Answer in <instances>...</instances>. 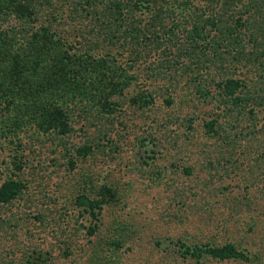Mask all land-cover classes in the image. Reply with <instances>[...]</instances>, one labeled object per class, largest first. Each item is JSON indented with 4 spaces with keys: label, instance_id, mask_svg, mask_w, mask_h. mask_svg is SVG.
<instances>
[{
    "label": "rangeland",
    "instance_id": "obj_1",
    "mask_svg": "<svg viewBox=\"0 0 264 264\" xmlns=\"http://www.w3.org/2000/svg\"><path fill=\"white\" fill-rule=\"evenodd\" d=\"M188 1L191 8L175 7L184 23V16L202 23L211 16L225 21L219 26L226 29L242 18L254 24L242 28L246 41L255 23H261L252 16L249 0ZM62 2H52L58 32L82 48L94 40L96 53L116 49L115 32L112 42L104 40L103 26L88 34L93 23L73 20L74 0ZM149 15L145 11L142 20ZM205 32L208 39L221 36L210 25ZM181 36L186 39L187 34ZM159 56L153 52L144 61L154 65ZM182 59L191 65L187 57ZM244 61H237L241 67L236 77L248 82L245 95L257 85L259 68ZM145 76L142 72L136 84L146 82L157 90L165 84L161 77ZM192 90L179 87L172 95L164 93L173 96L172 105L159 96L150 107L123 105L104 118L86 117L77 107L73 130L63 140L32 136L30 129L28 135L20 134L19 147L0 136V186L10 177L25 183L13 201H0V264H264V132L259 130L264 106L254 111L247 107L236 118L224 105L199 101ZM213 117L227 133L234 134L236 126L243 131L235 147L226 140L230 135L207 132L204 119ZM189 118L196 119L192 129L184 121ZM86 144L92 150L84 156L78 149ZM16 157L23 167L19 171ZM107 187L117 192L114 201L106 195ZM81 193L105 200L97 216L78 204ZM91 227H97L94 233ZM207 242H232L248 258L197 261L182 254V243Z\"/></svg>",
    "mask_w": 264,
    "mask_h": 264
},
{
    "label": "trees",
    "instance_id": "obj_2",
    "mask_svg": "<svg viewBox=\"0 0 264 264\" xmlns=\"http://www.w3.org/2000/svg\"><path fill=\"white\" fill-rule=\"evenodd\" d=\"M52 2L0 0V136L11 144L17 142L21 147L20 134L28 135L30 129L32 136L45 134L63 140L73 130L72 112L80 106L86 117L104 118L123 105L150 107L159 96H163L166 105H172L175 99L164 93L172 95L179 87L188 91L193 88L191 93L199 101L224 105L226 112L236 118L247 107L254 111L255 106H264V0L248 2L252 16H259L261 23H255L257 28L250 32L247 41L242 28L254 24L244 23L242 18L235 20L238 23L233 28L227 26L226 29L219 26L225 21H216L211 16L203 19V23L188 21L184 16L185 23L182 22L175 7L182 11L191 8L188 0H74L72 19L90 20L93 24L89 25L88 34L94 32L95 27L103 26L99 29H105L104 40L112 42L110 38L115 32V50H120L100 53L94 50L97 45L94 40L82 48L81 41H77V46L54 28ZM247 9H243L242 14ZM145 11H150L147 23L141 17ZM208 25L220 30L221 36L208 39L209 33L205 32ZM181 33L187 34L186 39ZM249 44L250 49H247ZM173 46H177L176 49L173 50ZM153 52L160 56L154 65L147 66L144 60ZM126 56L127 59L122 60ZM185 57L191 65L183 61ZM243 60L244 64L259 68L257 85L245 95L249 84L236 77L241 67L237 61ZM142 72L147 75L145 79L161 77L165 84L158 90L146 82L143 86L137 85ZM184 121L192 129L196 119ZM203 124L208 133L230 135L226 140L233 147L243 132L236 126L234 134L227 133L214 117L204 119ZM259 130L264 132V127ZM146 139H141L142 146L146 145ZM91 150L92 146L86 144L78 152L85 156ZM14 164L15 170L23 168L17 157ZM71 164L74 168V163ZM185 172L191 174L192 168L186 166ZM24 187L23 181L7 178L0 186V201H13ZM116 193L107 187L106 195L110 200L117 198ZM77 202L97 216L105 200H92L81 193ZM96 228L91 227L90 233ZM114 243L121 246L118 240ZM182 246L185 247L182 254L195 257L197 261L248 258L232 242L221 245L182 243Z\"/></svg>",
    "mask_w": 264,
    "mask_h": 264
}]
</instances>
